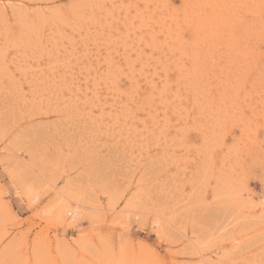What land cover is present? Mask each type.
<instances>
[{
  "label": "rangeland",
  "instance_id": "obj_1",
  "mask_svg": "<svg viewBox=\"0 0 264 264\" xmlns=\"http://www.w3.org/2000/svg\"><path fill=\"white\" fill-rule=\"evenodd\" d=\"M0 264H264V0H0Z\"/></svg>",
  "mask_w": 264,
  "mask_h": 264
},
{
  "label": "bare ground",
  "instance_id": "obj_2",
  "mask_svg": "<svg viewBox=\"0 0 264 264\" xmlns=\"http://www.w3.org/2000/svg\"><path fill=\"white\" fill-rule=\"evenodd\" d=\"M61 207H64L65 208L66 205H63ZM73 210H74L73 211L74 214L77 215L79 213V211H80V207L78 205H76V206L73 207ZM67 212L72 213V211L70 212L69 210H67ZM55 213H56L55 214V217H57L60 220H63V216H64V210H63V208H59ZM75 219H76L75 217H72V219L70 221L73 222Z\"/></svg>",
  "mask_w": 264,
  "mask_h": 264
}]
</instances>
